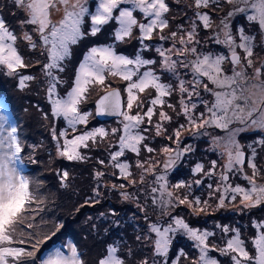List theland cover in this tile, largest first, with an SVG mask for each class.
<instances>
[{
  "label": "snow or ice",
  "instance_id": "snow-or-ice-1",
  "mask_svg": "<svg viewBox=\"0 0 264 264\" xmlns=\"http://www.w3.org/2000/svg\"><path fill=\"white\" fill-rule=\"evenodd\" d=\"M225 3L233 7L221 21L223 39L220 33H216L214 40L216 44L226 47L227 55L223 52H201L195 46L199 44L196 39L197 27L210 29L213 25L210 12L203 10H214L219 6V0H194L195 20L190 30L185 32L181 26L179 31H172L168 36L163 35L164 29L169 27L165 15L169 11L166 0H98V3L94 0V11H90L88 0H11L12 7L18 10L19 15L12 14L16 21L14 25L0 12V73L16 79L20 89L26 88L35 77L23 74V70L30 65L25 62L22 46L33 50L39 48L46 60L41 67L47 78L46 99L50 103L51 115L63 117L72 132L77 131L78 125H86L89 121L91 113L82 111L80 106L87 100L90 90L95 88L102 91L103 94L96 101L97 113L122 117V127L111 129L112 135L121 134L117 141L118 150L110 153V162L126 180L133 175L132 165L125 157L126 151L137 156L142 149L150 154L157 151L144 143L148 139L145 135L148 129L142 126L152 124L153 116L158 114L155 133L162 135L166 131L163 122L172 120L162 109L166 106L175 111V105L168 103L167 98L178 93L179 114L186 118V124H180L174 135L167 137L177 147L166 145L160 149L166 157L162 162L165 173L155 176L158 186L151 188L154 194L152 202L162 208L188 205L194 213L204 211L203 207H194L202 203L199 196L189 200L188 195L181 198L170 190L166 172L175 166L184 153L192 151L191 146L179 148L182 132L190 131L193 135H199L204 134L202 129L212 127L227 132L226 136L214 137L212 141L213 150H219L221 157L225 158L219 175L221 183L215 188V192L222 193L218 197V207H224L226 199L236 201L238 197L244 208L258 207L264 204V183L257 180V176L261 175V169L256 163L257 150L249 144L251 155L247 156L237 136L245 131H264V61L259 66L254 62L255 37L246 34L243 28L234 35L229 22L233 18L242 17L257 23L264 32V0H225ZM137 10L143 14L146 22L137 19L134 15ZM54 16L59 18L53 19ZM86 18H90V27L86 26ZM196 21H199V25ZM110 22L118 23L112 33L115 42L131 40L134 29L138 30L136 39L141 44V50L128 56L117 50L115 42L90 47L78 64L70 90L62 95L58 86L67 82L60 73L64 72L65 62L73 54V46L89 35L96 36ZM17 27L20 28L19 32ZM157 32L160 33V40L173 42L170 48L157 47L156 52L161 60V68L177 77L175 87L163 82L151 67L157 61L145 58L142 54L143 49L150 47L146 41H151ZM238 49L242 50L243 55ZM174 56L176 59H173ZM189 56L192 59H188ZM227 65L230 68L226 70ZM178 67L185 69V74H190V78H180ZM114 79L123 82V93L120 88L112 86ZM148 90H152L155 95L148 99L145 107L141 97ZM201 90L209 94L211 99L203 98ZM201 105L204 111L198 112ZM157 106L161 109L158 113ZM233 124L242 127L230 128ZM69 128L59 133L55 128L51 130L57 155L68 161L87 159L82 149L89 148L90 142L94 144L98 138L103 139L110 134L109 130L98 127L69 138ZM254 143L264 146V137ZM31 147L34 149L36 145ZM28 148L18 124L8 115L0 114V264H85L75 243L68 241L67 244H57L53 240L66 226L62 221L44 219L47 197L40 191L43 182L29 175L24 167V153ZM122 157L125 158L123 161ZM149 161L152 163L149 164ZM149 161H138L136 164V167L143 170L141 184L144 183L145 174L155 173L161 163L151 156ZM27 162L35 163L31 154ZM99 163L104 164L105 161L100 160ZM246 163L251 169V175L244 170ZM216 165L217 161H211V168L205 172L204 165L198 163L194 172L211 177L216 173ZM234 173H240L248 186H233L229 182V174ZM95 175L102 177L104 173L96 172ZM59 177L62 182H66L69 172L64 170L59 173ZM202 182L200 179L193 181L197 185ZM129 183L135 185L137 181L131 179ZM63 186H67L66 183ZM181 188H191V184L179 181L171 185V189ZM208 188L212 189L213 185L209 184ZM122 195L129 199L127 192ZM203 203L206 205L207 201ZM254 228L256 235L250 239L255 255L248 251L240 230L230 229L226 225L221 227V231H232L234 234L225 241L224 247L210 245L208 240L214 233L192 227L179 216L172 217V223L167 227L152 223L150 232L156 235L153 241L154 255L162 257L164 264H167L172 245L173 237L170 234L177 232L187 236L198 249L199 257L193 264H220L218 259L210 256L213 250L229 257L232 264H264V221L254 222ZM47 242L52 243L42 251ZM38 253L41 255L38 256ZM124 255L120 253L118 244H112L107 246L106 255L97 264H126ZM180 255H185L183 250ZM141 264L149 262L145 259ZM153 264H156L155 260ZM173 264H179V257Z\"/></svg>",
  "mask_w": 264,
  "mask_h": 264
},
{
  "label": "rangeland",
  "instance_id": "rangeland-1",
  "mask_svg": "<svg viewBox=\"0 0 264 264\" xmlns=\"http://www.w3.org/2000/svg\"><path fill=\"white\" fill-rule=\"evenodd\" d=\"M1 1V10L2 14L5 16L6 19H8L10 22H12L14 25L16 23L13 13H16L19 15L18 10L11 5V0H0ZM174 4L169 7L168 13H166V18L169 21V27L164 29L163 35L168 36L172 31H179V29L182 28L185 30H190L192 22L195 20V12L196 9L194 7V0H171ZM95 3H98V0H95ZM166 3L170 5L169 0H166ZM88 6L90 8V11H94V0H88ZM132 7L131 5H121V7ZM233 7V5H228L225 3V0H219V6L215 7L214 10H209V9H204L203 11H209L210 15L212 16L213 20V25L212 28L210 29H203L202 26L197 27V37L196 39L199 41V44L195 45L198 48V51L201 52H212V53H220L223 52L225 55H227V49L224 45L216 44L214 40V35L216 33H220L221 36L220 38L223 39V25L221 24V21L224 19L226 13ZM134 15H136L137 19L140 22H146V18L143 16L142 13L137 10L134 12ZM58 16H54L53 19H58ZM196 23L199 25V21H196ZM230 27L235 35L240 28H243L245 33L248 35H251L255 37V48H254V55L253 59L256 64V66H259V63L261 61H264V32H262L258 26L257 23L255 22H249L245 18L238 17V18H233L230 22ZM86 26L90 27V18H86ZM118 27V23L116 25ZM115 27V28H116ZM113 29V32L115 30ZM27 30V28H25ZM17 31H20V28L17 27ZM104 30H102L100 33H98L96 36H93V38L97 39L95 40L96 43L98 41L102 40V37L105 36L106 38H109L111 40L113 39L112 33L102 35L101 33ZM139 35L138 30L134 29L133 32V38L125 43H120L116 42L117 44V50L118 48L121 49V53L124 55L132 56L136 52L141 50V44L140 42L136 39V37ZM160 33H154L153 34V39L151 41H146L150 45L148 49H143L142 54L144 55L145 58L148 59H154L157 61L156 64H154L153 67L157 74L161 76V79L165 83H170L174 87L177 85V77L172 75L171 73L166 72L163 68H161V60L158 56V53L156 52L157 47H163V48H170L172 46V41L171 40H160L159 39ZM177 47H180L179 44H177ZM88 47L84 44L80 46V50L84 49L82 53L79 56V59L76 60V63H69L72 61H67V64L64 65L66 67L67 71L61 75V77L67 82L66 84L59 85L58 90L60 93L66 94L67 90H70V87L72 86L73 79L75 72L78 68L79 62L83 59V55L87 52ZM75 50V47H73V52ZM79 50V51H80ZM22 51L25 56V62L30 65L29 68L23 70V74L25 75H31L35 77V79L24 89H20L18 86V82L16 79L7 77L3 73H0V97H5L7 99V102L12 105L14 112L16 114L15 117V122L18 124L19 128L22 130V134L24 139L26 140V143L29 145V148L25 152L26 158H28V155L31 154L33 160L35 163H28L27 159V165L28 166H36L39 167L38 171H35L34 175L29 173V175L33 176L34 178L40 180L43 182V187L41 188V193L44 194L47 197V202H49L52 199L56 201H61L58 197V193L56 190H52V193L50 191L51 187L48 185L52 184V180H49L47 177H45L43 174V171L46 168H43L45 164L48 162V155H51V160H53L55 164H60L59 162L61 161V157H59L56 153V142L53 140L52 135H51V130L55 128L57 130V133L60 131H63L65 128H69L67 121L64 120L63 117L56 118L51 115L50 112V103L46 99V77L44 75V72L42 70L41 65L46 62L45 60V55L42 53V51L38 48L36 50L30 49V48H25L22 46ZM238 51L241 52V55H243L242 50L238 49ZM173 59H176L174 56ZM180 59H184L181 57ZM188 59H192L191 56L188 57ZM41 60H43V63L40 65ZM70 68V70H68ZM227 68H230V65L226 66ZM73 71V74L71 75V72ZM178 72L180 74V78L183 79H189L190 74L186 75V70L178 67ZM249 73H251V69H249ZM207 82V81H206ZM112 86L120 88L122 93H123V82L119 80H112ZM211 87L212 85L209 84ZM103 92L98 90V89H91L90 93L88 94V98L85 102L81 104V110L84 112H89L91 113L89 117V121L86 125H81L79 127V130L82 131H91L94 128L98 127H103L107 130H109V136L106 138H103V140H97L93 145H92V150H95V148L100 152V154H103L102 160L105 161L104 166L113 173V167L110 162V153L113 152V150L109 151L110 149H114L115 147L118 148V137L121 133H117L115 135L111 134V129L112 128H121V119L122 117L116 118L115 120H111L109 122H99L97 118L95 117L94 113V103L96 98L102 94ZM94 95V96H93ZM155 93L152 92V90H148L145 94H142V99L145 101V107H147L148 104V99L151 98V96H154ZM201 96L205 99H211L210 95L207 93H204L201 90ZM179 94L178 93H173V95L169 98H167L168 103L175 105V111L172 108L164 107L162 110L167 112L171 117V121H165L163 122V127L166 131L162 135H156L155 133V123L158 120V114L154 115L152 118L153 123L152 124H147L148 125V131L146 132V135L148 136V139L144 142L147 143L150 147H153L157 151L155 153H148L145 150H141L140 154L137 156V154L134 153V163H133V170L136 171L138 170V173L136 174L135 180L137 183H140V176H141V170L140 168L136 167V164L138 161L143 162V161H149V157H153L154 160L160 161L161 163L156 167V172L155 175L159 174H164L165 170L163 169L162 162L166 159V157L160 152V149L163 148L164 146H170V147H177V145L173 141L168 140V136H173L174 131L176 128L179 127L180 124H186V118L180 113V104H179ZM3 104L4 101L2 100ZM161 109L159 106H157V113ZM33 111L38 113V118H33ZM197 111H204L203 105L199 106ZM135 112V109H134ZM47 114V117L46 115ZM17 118V119H16ZM235 127H242V125L239 124H233L230 126V128H235ZM71 129L69 128V133H71ZM202 133L204 134H199V135H193L190 131H184L182 132V135L180 137V144L179 148L183 149L186 146H191L192 151L193 147L195 146V143L198 141L205 139H210V144L208 145V148L206 146H203L201 142L198 143V146H201V149H207L209 152L214 154L209 162L215 160L217 161L216 165V173L215 175H212L211 177L208 176V179H211V183L213 185L212 189L208 188L209 183H204L202 182L201 184L197 185L193 183V178L192 176H195L196 178L199 177H206L203 173H192L188 172L186 167H182L180 163L182 161H189L190 155L192 151L184 153L183 156L176 162L175 166L172 167L171 169L167 170L166 172V177L169 182L170 190H173L176 195H179L181 198H183L185 195H192L191 192L193 190L199 191V194L201 197H203V201H207V204L209 202L211 203L212 208L214 210H220V209H226L227 211L230 212L232 215V218L228 219L227 221H219V220H214V223H216L217 227H213L211 224H208L207 230H212L210 226L215 228L214 230L218 231L216 234L210 238L209 240L213 239L216 237L215 241L216 243H223V233L221 231L222 226H228L230 229L235 230L236 229V223L239 224V226H244L245 228H250V225L256 221H264L262 220V216L264 213L260 214H254V215H249L248 217H244L243 220H240L236 217V213L240 209L241 213H246L247 209L250 208H244L240 204V198L238 197L236 201H231L230 198L225 200V206L224 207H218V197L222 194L221 192H215V188L218 184H220L219 180V175L220 172L222 171V165L225 161L224 157H221L220 151L219 150H213V138L214 137H223L226 136L227 132L226 130L223 129H216L212 127H207L205 129L201 130ZM73 133V132H72ZM264 137V131L261 130H255V131H245L241 132L238 136L237 139L239 142L244 145V151L247 156L251 155V148L248 147L249 144H252L253 147L257 149H261L264 146L258 145L254 143L255 141H258ZM212 140V141H211ZM157 142L159 143L156 147L154 144L151 143ZM91 144V143H90ZM36 145V147L33 149L31 146ZM261 151H257V157H256V163L261 169V175L257 176V180L260 183H264V156H261ZM264 154V153H263ZM159 156H161L159 158ZM207 157V156H206ZM152 161H149V164H151ZM184 164V163H183ZM201 164V163H199ZM148 165L146 164V167ZM196 166V165H195ZM91 168V165L89 166ZM205 172H206V167H204ZM48 170V169H46ZM118 170V169H117ZM248 175H251V169L247 167V163L245 164V169H244ZM143 171V170H142ZM84 178H76V182L80 183L79 185L85 190V191H90V187L93 186L94 180H92L89 183V180L86 178L88 176V171L87 170H82ZM180 173V177H177L176 175ZM150 174V173H149ZM149 174H145V179L144 182H149L150 181V176H147ZM154 175V177H155ZM230 175V183L233 184V186L239 184L242 186L247 187V181L244 180L243 176L240 173H234V174H229ZM97 177V176H96ZM118 178L121 176L119 175V170H118ZM98 178V177H97ZM134 179L133 177L128 178V180L124 179L123 177L121 178L120 182L117 184V187L128 193L129 199H125L124 196H122V199L124 201H128L132 199V192L129 191H134L135 185L130 184L129 180ZM186 179L189 180V184H191V188H188V191H184L181 189H171V185H174L178 183L179 181H186ZM124 185L123 188L120 187V185ZM158 185L156 183H149L148 187H143L142 191L143 192H151L152 187H157ZM103 186H100L99 184L96 187L95 192L100 193L101 196H104V190ZM212 193V195H210ZM218 193V196L216 195ZM57 194V195H56ZM220 194V195H219ZM158 195V194H155ZM153 194H150V197L152 198ZM76 197L74 200H72L68 205L63 206L61 202L58 201V205L53 208V212L55 213V216H50L51 221L54 222H63L65 224V229L70 228L73 232V235L75 237V240H79L81 243V248L80 252L82 253V257L85 261V264H97V261L101 258H103L104 255H106V248L111 244L110 239H112L114 236L116 237H122L120 235V231H116L115 233L109 234L107 231L109 229V226L112 224L111 220L108 219V215L106 214H100V208L96 207L95 205H90L88 209L84 212L83 216V221L85 224H89L90 222H95L97 225L98 229L96 233L93 235H89L92 232L89 230H82L81 227L84 223H81L80 226V220L77 219V223L75 219H72V217H67L65 213L67 212H75L79 211L78 205L79 204H90L94 202H100V200H95L92 199L91 202H80L78 203L77 200L81 198L80 194L75 196ZM110 200H113L112 197H110ZM143 203L147 204V201H143ZM128 204L130 207L131 205ZM204 203L201 204V206H206ZM177 205H171L168 207H161L159 204H156V207H154L151 211L152 214H154L155 217L161 218L162 220H165L166 226L169 223H172V217H176L173 214L177 212L179 209L176 208ZM200 206V205H199ZM195 207V206H194ZM262 207H264V204H261L258 207H254V211L258 212H263ZM145 206H142V209L145 210ZM200 208V207H199ZM204 208V207H203ZM209 210V208H208ZM213 210V209H212ZM181 211V210H179ZM234 215H233V214ZM114 214V213H113ZM106 215V216H105ZM125 217H130V215L124 214L121 216V220H124ZM74 220V223L72 225V220ZM189 221L191 225H194L196 222L195 218H189ZM252 222V223H251ZM76 223V224H75ZM77 225L78 228H72V226ZM138 224H133V228L137 233L139 231ZM61 230V232H62ZM87 231V233H85ZM211 232V231H209ZM71 233V232H70ZM229 233V232H228ZM226 234V233H224ZM234 234H230L231 236ZM100 235V236H99ZM125 236H131L130 232L123 233ZM110 236V237H109ZM223 236V238H222ZM249 236V235H248ZM188 238V237H187ZM252 237H248V242L247 245L252 247V242L251 239ZM208 240V241H209ZM128 241V240H127ZM192 242L190 239H186L185 243ZM75 243V242H74ZM93 244L94 250H90L89 245ZM194 255L199 257V251L198 249H195ZM197 257V259H198ZM162 258V257H161ZM191 258V256H190ZM194 258V257H193ZM196 259V260H197ZM163 260V258H162ZM194 259H191L193 261ZM164 261V260H163ZM190 262V260H189ZM159 264V262H157ZM193 264V263H191Z\"/></svg>",
  "mask_w": 264,
  "mask_h": 264
},
{
  "label": "trees",
  "instance_id": "trees-1",
  "mask_svg": "<svg viewBox=\"0 0 264 264\" xmlns=\"http://www.w3.org/2000/svg\"><path fill=\"white\" fill-rule=\"evenodd\" d=\"M0 10H1V1H0ZM117 23L116 22H110L109 25L104 27V31L101 33L102 35L110 34L113 32V29L116 27ZM95 38L93 36H87L83 38V40L78 44L73 47H75V50L72 54V56L67 60L72 61L69 63H76V60L79 59L80 54L84 49L80 50V46L86 45L88 48L94 46L95 44H107V43H113L115 42L114 40H111L109 38H106L105 36L102 37L101 41H98V43L95 42ZM116 43V42H115ZM87 48V49H88ZM80 50V51H79ZM119 51H121L120 48H118ZM67 61L65 62L64 65L67 64ZM43 63V60H41L40 65ZM70 70V68H68ZM67 71L66 67H64V72L60 73V75L64 74ZM73 74V71L71 72V75ZM94 96V95H93ZM81 107V106H80ZM33 118H38V113L33 111ZM115 120V119H113ZM109 122V121H108ZM81 125L77 126V131L73 132L71 131L69 138H72L73 135L80 134L81 132H85L82 130H79V127ZM142 127H146L147 129L149 128L147 123L143 125ZM217 129V128H216ZM146 135V133H145ZM63 139V138H61ZM97 140H103L98 138ZM212 141V140H211ZM201 142L203 143V146H206L208 148V145L210 144V139H203L195 143V146L193 147V151L190 155L189 161H182L180 165L182 167H186L188 172L194 173V168L195 165L198 163H201L206 167V172L211 168V163L209 162L210 158L214 155L211 152H209L207 149H201V146H198V143ZM90 147L86 149H82L83 154L87 157V159L82 160V161H68L66 159H61L59 162L60 164H55L53 163L54 161L51 160V155H48V162L47 164L44 165L43 168H46L48 170L43 171V175L47 177L49 180H52V184L48 185L51 187L50 191L52 193V190H56L58 193V197L61 201V204L63 206L68 205L72 200H74L76 197L75 196L79 195L81 198L77 200L78 203L80 202H91L92 199L95 200H100V202H94L90 204H79L78 209L79 211H73V212H67L65 215L67 217H72V219H75L77 223V219L80 220V226L81 223H84L81 227L82 230H89L92 232L89 235H93L94 233L98 232L96 229L97 225L95 222H90L88 225L85 224L83 221V216L84 212L90 207V205H95L96 207L100 208V214H106L108 215V219H112L111 222L112 224L109 226L108 233L112 234L115 233L116 231H120V235L122 237H116L114 236L112 239H110V242L112 244H118L120 248V253L124 255V258L126 260V264H141L142 260L147 259L149 264H153V261L159 262V264H164V261L162 260L161 257L154 255V244L153 241L156 238L155 233L150 232V225L152 223H158L160 224L161 227H167L165 224V220H162L161 218H157L154 216V214L151 213L152 209L156 207V204L152 202V198L150 197V194H153L151 192H143L142 188L143 187H148L149 183L152 182L153 184L155 183V173H150L147 176H150V181L149 182H144L143 184L137 183L136 186H134L135 190L134 191H129L132 192V199L128 201H124L122 199V193H124L126 190L122 191L117 187V184L120 182L121 178H118V170L113 169V173H116L113 175L110 170H108L104 164H100L99 161L102 160L103 154H100L101 151L99 149L97 150H92V145L93 143L90 142ZM152 144L155 145V147L159 144L157 142L151 141ZM116 151L118 148L110 149L109 151ZM256 150L259 152L261 151V156H264V147L261 149ZM207 156V157H206ZM125 157L127 158V162L133 165L134 163V153L126 151ZM161 156H159L160 158ZM125 158L122 157L121 160L123 161ZM184 163V164H183ZM91 165V168L89 167ZM68 171L69 172V178L66 182H62L59 177V173L62 171ZM82 170H87L88 171V176L86 177L89 180V183L94 180L95 183H93V186L90 187V191H85L78 183L76 182V178H84L83 173L81 172ZM131 171L133 173L132 177L135 179L136 174L138 173V170L134 171L133 166L131 168ZM96 172H103L104 175L102 177H96ZM142 173V170H141ZM156 176V175H155ZM177 177H180V173L176 175ZM193 180L200 179L204 183H211V179H208V176L206 177H199L196 178L195 176H192ZM187 183H189V180L186 179ZM66 183L67 186H63V184ZM103 186L104 190V196H101L100 193L97 194L95 192L97 185ZM195 184V183H194ZM208 184V185H209ZM112 185H116V187H112ZM181 190L188 191V188H181ZM192 195L188 196L189 200H192L194 197L199 196L201 199V204H203V197L200 196L199 191L193 190L191 192ZM57 195V194H56ZM154 195V194H153ZM218 196V193L216 194ZM220 195V194H219ZM110 197L113 198V200H110ZM147 201V204L143 203V201ZM58 201L54 200L51 198L49 202H47V207L46 211L43 214L44 219L51 221V217L55 216V213L53 212V208H55L58 205ZM129 203L131 207L126 204ZM195 206L197 209L199 207H204L203 212L197 211L196 213L193 212V208L189 207L188 205H177L176 208H178L181 211L175 212L173 215L174 216H179L182 217L190 226L199 228L201 230L207 229L208 224H211L213 227H217L216 223H214V220H219V221H227L228 219L232 218V215L230 214L229 211L226 209H220V210H214L212 208L211 203L209 202L208 205L206 206ZM145 206V210L142 209V206ZM209 208V210H208ZM213 209V210H212ZM254 208L247 209L246 213H241L240 209L238 212L235 214L236 217L240 220H243L244 217H248L250 214H260L264 213L263 212H258L254 211ZM262 210H264V207H262ZM130 215V217H125L124 220H121V216L124 214ZM114 213V214H113ZM233 214V213H232ZM105 215V216H106ZM234 215V214H233ZM51 216V217H50ZM147 217V219L145 218ZM189 218H195L196 222L194 225H191ZM71 219V220H72ZM264 220V214L261 218ZM72 222V225L74 223V220L70 221ZM75 223V224H76ZM252 223V222H251ZM133 224H138L139 231L137 233V230L135 231L133 228ZM236 229L240 230V235L243 240H245L246 247L248 251L252 254L255 255V249L254 246L252 247L247 245L248 242V237L254 238L256 235V229L254 228V223L250 225V228H245L244 226H239L238 223H236ZM212 226L211 229L209 230L212 233L216 234L215 228ZM72 228H78L77 225L72 226ZM71 232V233H70ZM130 232L131 236H125L123 233ZM87 233V231H85ZM233 232L230 231L229 233L224 234V239L223 243L221 244L216 243L215 238L211 239L208 241L210 245H215L216 247H224L225 246V241L229 238H231V235ZM67 234H72L73 232L70 228H67L66 230H62L61 233L57 234V237L54 238H60L63 235ZM172 235V245L169 250L168 258H167V264H173V262L176 260L177 257H179V264H191L193 263L198 256L194 255L195 253V247L194 242H188L185 243V240L188 239L187 236H185L182 232H177L175 234H170ZM249 235V236H248ZM74 236V235H73ZM100 236V235H99ZM222 236V238H223ZM110 237V236H109ZM137 237H140V239H137ZM213 236L209 237L212 238ZM75 238V237H74ZM128 240V241H127ZM75 244L77 245L78 249L80 250L81 248V243L77 239L74 241ZM90 250H94L93 244L89 245ZM130 250V252H129ZM181 250L185 253V255H180ZM210 256L218 259L220 261V264H232L231 260L227 256H222L219 252L213 250L210 251ZM191 256V258H190ZM194 257V258H193ZM191 259H194L191 261ZM190 260V262H189Z\"/></svg>",
  "mask_w": 264,
  "mask_h": 264
},
{
  "label": "water",
  "instance_id": "water-1",
  "mask_svg": "<svg viewBox=\"0 0 264 264\" xmlns=\"http://www.w3.org/2000/svg\"><path fill=\"white\" fill-rule=\"evenodd\" d=\"M102 95V94H101ZM99 98V97H98ZM98 98L96 99V101L98 100ZM96 101H95V103H94V112H95V116H96V118L99 120V121H101V122H105V121H109V120H111V119H114V118H117V117H119V116H117V115H111V114H107V113H105V114H99V113H97V111H96Z\"/></svg>",
  "mask_w": 264,
  "mask_h": 264
},
{
  "label": "bare ground",
  "instance_id": "bare-ground-1",
  "mask_svg": "<svg viewBox=\"0 0 264 264\" xmlns=\"http://www.w3.org/2000/svg\"><path fill=\"white\" fill-rule=\"evenodd\" d=\"M3 112H5L4 107L0 105V114H4ZM4 115H8V114L6 113Z\"/></svg>",
  "mask_w": 264,
  "mask_h": 264
},
{
  "label": "flooded vegetation",
  "instance_id": "flooded-vegetation-1",
  "mask_svg": "<svg viewBox=\"0 0 264 264\" xmlns=\"http://www.w3.org/2000/svg\"><path fill=\"white\" fill-rule=\"evenodd\" d=\"M169 2H170V5H168L169 7L174 4L171 0H169Z\"/></svg>",
  "mask_w": 264,
  "mask_h": 264
}]
</instances>
